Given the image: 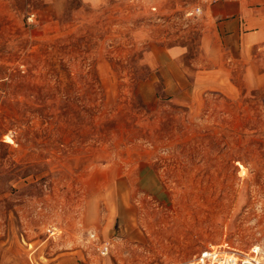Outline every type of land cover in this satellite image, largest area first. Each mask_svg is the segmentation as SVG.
<instances>
[{"label": "rangeland", "instance_id": "obj_1", "mask_svg": "<svg viewBox=\"0 0 264 264\" xmlns=\"http://www.w3.org/2000/svg\"><path fill=\"white\" fill-rule=\"evenodd\" d=\"M135 3L0 0V264H187L264 243V49L236 89L166 90L137 34L192 43L193 18Z\"/></svg>", "mask_w": 264, "mask_h": 264}, {"label": "crops", "instance_id": "obj_2", "mask_svg": "<svg viewBox=\"0 0 264 264\" xmlns=\"http://www.w3.org/2000/svg\"><path fill=\"white\" fill-rule=\"evenodd\" d=\"M78 1L92 10L113 9L135 2L146 6L154 4L156 9L166 12L182 10L184 13L196 5L201 6V13L191 17L192 30L195 29L193 44L189 37L193 32L186 34L188 43L170 44H162L165 35L151 33L149 27L137 34L138 43L147 45L142 50L147 68L163 79L166 90L195 95L236 89L232 75L242 72L244 65L251 63L264 49V0H217L210 4H200L199 0Z\"/></svg>", "mask_w": 264, "mask_h": 264}, {"label": "built area", "instance_id": "obj_3", "mask_svg": "<svg viewBox=\"0 0 264 264\" xmlns=\"http://www.w3.org/2000/svg\"><path fill=\"white\" fill-rule=\"evenodd\" d=\"M217 0H199L200 4H210ZM153 11L156 7L152 6ZM200 5H196L192 9L184 11V17H196L201 13ZM31 19V17L29 18ZM89 238L96 240L95 233H90ZM109 243L102 242L98 244L97 250L100 255H106L109 252ZM187 264H264V243L254 244L247 250H239L236 248L217 245L210 246L200 251L197 256Z\"/></svg>", "mask_w": 264, "mask_h": 264}, {"label": "bare ground", "instance_id": "obj_4", "mask_svg": "<svg viewBox=\"0 0 264 264\" xmlns=\"http://www.w3.org/2000/svg\"><path fill=\"white\" fill-rule=\"evenodd\" d=\"M4 139H5V140H9V139H10V137H9V136H7V135H5V136H4Z\"/></svg>", "mask_w": 264, "mask_h": 264}]
</instances>
